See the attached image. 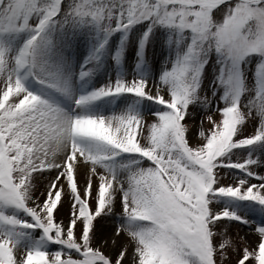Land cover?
Wrapping results in <instances>:
<instances>
[{
  "label": "snow or ice",
  "instance_id": "obj_1",
  "mask_svg": "<svg viewBox=\"0 0 264 264\" xmlns=\"http://www.w3.org/2000/svg\"><path fill=\"white\" fill-rule=\"evenodd\" d=\"M0 264H264V0H0Z\"/></svg>",
  "mask_w": 264,
  "mask_h": 264
},
{
  "label": "rangeland",
  "instance_id": "obj_2",
  "mask_svg": "<svg viewBox=\"0 0 264 264\" xmlns=\"http://www.w3.org/2000/svg\"><path fill=\"white\" fill-rule=\"evenodd\" d=\"M198 124H199V120H197V123H196V125H194V127H197V126H198Z\"/></svg>",
  "mask_w": 264,
  "mask_h": 264
}]
</instances>
